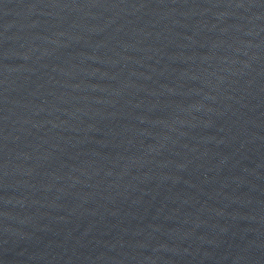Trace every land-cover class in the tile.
<instances>
[{"label": "water", "instance_id": "95a60500", "mask_svg": "<svg viewBox=\"0 0 264 264\" xmlns=\"http://www.w3.org/2000/svg\"><path fill=\"white\" fill-rule=\"evenodd\" d=\"M0 264H264V0H0Z\"/></svg>", "mask_w": 264, "mask_h": 264}]
</instances>
